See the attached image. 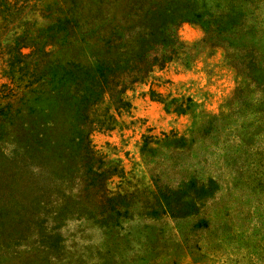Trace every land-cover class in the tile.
Wrapping results in <instances>:
<instances>
[{
    "label": "rangeland",
    "instance_id": "1",
    "mask_svg": "<svg viewBox=\"0 0 264 264\" xmlns=\"http://www.w3.org/2000/svg\"><path fill=\"white\" fill-rule=\"evenodd\" d=\"M230 1L206 0V7L225 12ZM235 1L248 12L228 34L195 20L169 24L170 44L183 47L143 83L127 85V110L114 111L106 96L93 106L91 119L115 118L113 130L93 129L85 139L104 180L86 186L80 147L62 163L41 164L38 135L17 128L23 120L14 117L0 140V264H264V0ZM68 2L25 16L47 24ZM75 5L85 39L56 46L54 57L88 64L104 53L119 6ZM4 76L0 62V107L15 103ZM149 89L166 101L190 98L189 110L167 109ZM42 120L36 130L59 138ZM15 135L31 147L7 163ZM19 168L21 179L12 175ZM166 201L183 213H162ZM114 206L122 215L101 224Z\"/></svg>",
    "mask_w": 264,
    "mask_h": 264
},
{
    "label": "trees",
    "instance_id": "2",
    "mask_svg": "<svg viewBox=\"0 0 264 264\" xmlns=\"http://www.w3.org/2000/svg\"><path fill=\"white\" fill-rule=\"evenodd\" d=\"M58 1L0 0V62L3 76L7 79L3 84L15 97V103L7 101L0 107V140L4 138L6 127L14 125V117L18 115L17 120L22 119L23 122L17 128L28 129L39 137L36 147L41 146V149L38 148L43 155L40 156L41 164L46 162L48 166L50 161L62 163L65 157H70L74 148L80 147L84 150L82 180L87 187L104 180L105 173L100 170L101 165H93L92 146L85 139L93 129L109 131L115 128L112 114L101 119L90 118L96 102L106 96L113 101L114 111L128 109L129 101L123 97L127 85L143 83L155 67L160 68L171 61L175 50L183 47L176 42L170 44L169 24L195 20L205 29L228 34L231 27L248 12L244 8L245 2L235 0L228 2L225 12L221 13L207 8L206 0H118L114 4L109 0L119 8L116 21L105 29V40L101 39L105 41V51L90 57L88 64H81L72 59L61 62L54 57L56 46H68L77 39L80 42L85 39L77 30L78 21L74 16L76 0H69L65 9L56 5L53 20L47 24L38 25L36 19L25 16L28 8L34 7L39 13L49 11ZM215 7H218L217 3ZM113 18L112 14L109 21ZM253 28L249 26L248 32H252ZM15 73H18L17 79ZM148 94L163 102L167 109L171 106L180 114L186 113L191 104L190 98H181L179 102L176 98L163 100L152 89ZM108 107H105V113H108ZM54 111L61 115L52 116ZM42 112L46 115L41 118ZM47 112L50 114L47 115ZM40 119H44V129H56L59 138L39 133L36 123ZM93 122L100 127L94 126ZM28 141L24 136L15 135L6 162L14 160L19 163L31 147ZM22 172L19 168L12 175L21 179ZM204 187L201 184L198 190L203 192ZM194 205V200H190L183 207L187 211ZM160 207L162 213L168 215L183 213L182 208H174L171 201ZM118 215H122L121 208L114 206L99 222L103 225L110 221L116 223Z\"/></svg>",
    "mask_w": 264,
    "mask_h": 264
}]
</instances>
